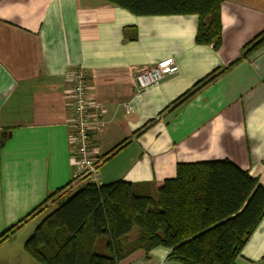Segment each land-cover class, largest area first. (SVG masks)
<instances>
[{
	"label": "crops",
	"instance_id": "1",
	"mask_svg": "<svg viewBox=\"0 0 264 264\" xmlns=\"http://www.w3.org/2000/svg\"><path fill=\"white\" fill-rule=\"evenodd\" d=\"M221 20L214 50L196 44L193 15L140 17L104 0H0V236L20 224L0 243V264H40L25 243L54 212L45 215L56 204L44 202L84 185L70 187L75 68L104 106V129L91 136L103 185L154 195L179 164L229 160L264 187V46L235 63L264 33V0H225ZM170 59L177 75L137 92L135 75ZM120 264L182 263L158 247ZM235 264H264V218Z\"/></svg>",
	"mask_w": 264,
	"mask_h": 264
},
{
	"label": "trees",
	"instance_id": "2",
	"mask_svg": "<svg viewBox=\"0 0 264 264\" xmlns=\"http://www.w3.org/2000/svg\"><path fill=\"white\" fill-rule=\"evenodd\" d=\"M104 1L140 17L196 16V44L222 46L225 0ZM262 46L264 33L235 63ZM62 192L44 202L58 207L25 243L40 264H120L137 251L158 247L182 264H235L264 218V187L229 160L179 164L174 179L156 183L154 195L124 181L84 184L69 198ZM18 225L0 236V243Z\"/></svg>",
	"mask_w": 264,
	"mask_h": 264
},
{
	"label": "built area",
	"instance_id": "3",
	"mask_svg": "<svg viewBox=\"0 0 264 264\" xmlns=\"http://www.w3.org/2000/svg\"><path fill=\"white\" fill-rule=\"evenodd\" d=\"M179 67L173 60H165L137 73L134 77L137 92L160 84L164 79L177 75ZM71 84L73 117L69 123V144L73 149L74 179L71 186L88 184L100 187V168L91 136L102 132L104 106L93 99L84 69L75 68L68 78ZM126 113L134 112L132 103L124 104Z\"/></svg>",
	"mask_w": 264,
	"mask_h": 264
},
{
	"label": "rangeland",
	"instance_id": "4",
	"mask_svg": "<svg viewBox=\"0 0 264 264\" xmlns=\"http://www.w3.org/2000/svg\"><path fill=\"white\" fill-rule=\"evenodd\" d=\"M81 187L82 186H79L76 189H74L73 191H71L70 193H68L65 196V198H69V197L73 196L74 194H76L80 190ZM55 208H57V205H55L54 208H51L50 212L45 213V215H47L48 213H51L52 211H54Z\"/></svg>",
	"mask_w": 264,
	"mask_h": 264
},
{
	"label": "bare ground",
	"instance_id": "5",
	"mask_svg": "<svg viewBox=\"0 0 264 264\" xmlns=\"http://www.w3.org/2000/svg\"><path fill=\"white\" fill-rule=\"evenodd\" d=\"M131 103V102H130ZM131 114V113H130Z\"/></svg>",
	"mask_w": 264,
	"mask_h": 264
}]
</instances>
